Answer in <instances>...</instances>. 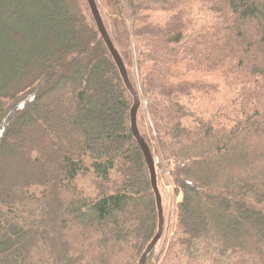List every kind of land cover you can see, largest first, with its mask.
Returning a JSON list of instances; mask_svg holds the SVG:
<instances>
[{
    "label": "trees",
    "instance_id": "trees-1",
    "mask_svg": "<svg viewBox=\"0 0 264 264\" xmlns=\"http://www.w3.org/2000/svg\"><path fill=\"white\" fill-rule=\"evenodd\" d=\"M113 4L140 135L181 195L143 264H264V0ZM107 52L70 0H0V264H137L155 235L133 97ZM189 72L222 85L197 95Z\"/></svg>",
    "mask_w": 264,
    "mask_h": 264
},
{
    "label": "rangeland",
    "instance_id": "rangeland-1",
    "mask_svg": "<svg viewBox=\"0 0 264 264\" xmlns=\"http://www.w3.org/2000/svg\"><path fill=\"white\" fill-rule=\"evenodd\" d=\"M71 5L74 9V13L81 21L88 22L92 21L91 14L86 9V0H70ZM95 4L97 5V8L100 12V17L102 18L103 24L105 26V29L110 37V41H112L114 47L120 53V56L125 62L123 64L126 67L127 74L130 82H132L133 86H135V89H139V79L137 78V73L135 70V65L133 62V54L131 53V46L133 40L131 38L127 37L125 25H119L117 24V21L113 19V9H114V0H95ZM111 11V15L109 16L108 12ZM90 17V18H89ZM180 82L187 83L188 88L193 86L192 90L195 94H208V85H213V87L217 86L220 87L221 81L220 76L217 73H211L206 74L202 72H189L183 77L180 78ZM187 88V87H186ZM138 92V90H137ZM225 92H222V95ZM138 94V93H137ZM139 101H141V96L138 95ZM141 103V102H140ZM139 108L137 111V125L138 130L139 128L143 132V134H147V132L144 131V127H142V122L148 117L144 116L142 112V108ZM202 104L206 105L205 102H202ZM148 145V144H147ZM156 167V165H155ZM157 169V168H156ZM158 170V169H157ZM158 178H157V184L159 185L157 189H159L161 199H162V208H163V216H166V213L169 212L174 207V202L178 201V199L181 198L180 194H177L175 190L171 187L168 182L165 180V176L161 175L160 172H158ZM167 220V217L165 218V221ZM164 221V223H165Z\"/></svg>",
    "mask_w": 264,
    "mask_h": 264
},
{
    "label": "water",
    "instance_id": "water-1",
    "mask_svg": "<svg viewBox=\"0 0 264 264\" xmlns=\"http://www.w3.org/2000/svg\"><path fill=\"white\" fill-rule=\"evenodd\" d=\"M95 3H96L95 0H86V5L89 8V11L91 14L90 17L92 18L95 29L98 32L103 44L105 45L106 50H108L107 53L110 55L113 62L115 63V66L118 69V72L121 76L120 78H122L123 83L125 84L127 90L132 94L133 102H132V105L130 107V111L128 114L129 115V127L128 128H130V132L134 140H136V143L138 144L141 150L140 152L142 153V156L145 161V165L147 166V169L149 172L148 177L150 178V183L152 187L151 189L153 190V193L155 196L154 202H156V208H157L156 214L158 216V224L156 225L157 231L155 235L153 236V238L151 239V241L146 246L145 250L142 251L143 253L137 263V264H143L146 261V258L148 254L150 253V251L155 247L156 243L158 242L163 232L164 216L162 214L163 213L162 199H161L159 189H157L158 184H157V177H155L156 170H155V164H153L154 160H153L152 154L150 152V149L146 141L143 140L144 138L140 135V132L137 127V115L136 114H137L139 103H140L138 102L139 98H138L137 91L134 90V87L132 86L129 78H127L128 74H127L126 67L123 65L124 62L120 56V53H118L112 41H110L111 39L105 29L102 18L100 17V12Z\"/></svg>",
    "mask_w": 264,
    "mask_h": 264
}]
</instances>
